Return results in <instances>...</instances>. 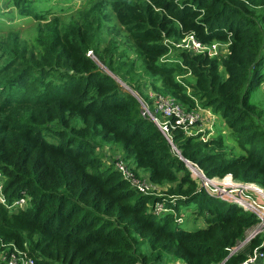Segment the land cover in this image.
I'll return each instance as SVG.
<instances>
[{"label": "trees", "instance_id": "16d2710c", "mask_svg": "<svg viewBox=\"0 0 264 264\" xmlns=\"http://www.w3.org/2000/svg\"><path fill=\"white\" fill-rule=\"evenodd\" d=\"M13 1L20 16L51 14L32 0ZM110 11L146 61L152 91L189 110H212L244 154L231 155L223 137L203 143L181 130L173 131V151L139 101L88 56L104 61L100 33ZM188 34L230 43L229 53L169 57L171 43ZM27 49L8 51L12 59L0 67V173L10 202L24 195L32 202L13 213L0 208V253L16 247L37 264H243L263 245L258 236L231 255L256 216L211 196L180 157L208 179L231 175L264 189V113L252 102L264 82V0H99L81 23L46 26L33 57ZM106 64L119 74L112 59ZM101 146H121L137 176L145 171L167 188L163 197L131 187ZM182 210L206 227L183 229Z\"/></svg>", "mask_w": 264, "mask_h": 264}, {"label": "rangeland", "instance_id": "374dc122", "mask_svg": "<svg viewBox=\"0 0 264 264\" xmlns=\"http://www.w3.org/2000/svg\"><path fill=\"white\" fill-rule=\"evenodd\" d=\"M36 3V7L41 10L44 9L51 14L47 15V19L43 21H36L32 18H27L19 15V10L15 7L13 0H0V67L7 65L11 59L12 54L8 51L14 50V48L21 51L24 47H27V58L33 57V46L35 45V39L40 35L41 31L48 25H51L53 21L59 19L61 27L75 22L81 23L89 10L93 7L99 0H32ZM108 21L103 25V30L100 33V51L104 52L103 59L101 61L97 56L91 54L94 61L97 62L101 71L111 74L116 82L118 83L120 89L126 93H133L138 97L146 99V96L150 92L151 80L145 74L146 61L141 58L140 52L135 47L127 30L122 27L113 12H109ZM175 51L169 54L170 56H175ZM112 59L115 68L120 69L118 75L111 73L106 67V63ZM22 68L17 66L14 70L18 73ZM186 80L194 81L193 77L188 74L183 77ZM190 93V92H189ZM252 102L257 105L260 111L264 113V83L254 91L252 95ZM181 104V103H180ZM184 106V105H183ZM188 109L186 106H184ZM209 110L213 116H216L215 124L213 126L214 135L210 138L223 137L226 142L227 151L233 155H241L245 152L234 140V131L222 120L219 116L215 115L212 110ZM175 152V151H174ZM99 154L103 155L106 164L115 163L117 159L123 157V148L101 146L98 150ZM176 153V152H175ZM131 168L134 167L133 162L125 161ZM135 168V167H134ZM140 177L147 178L148 173L142 170L138 171ZM227 179L216 178L213 180L214 184H209L207 187L210 189H215L221 196L226 195V192H232V199H236V194L248 200L250 197L254 201L263 202L264 196H261L262 192L258 190L257 192H249L234 186L238 183L230 178L229 185ZM155 190V195L158 197H163L166 192L165 187H158ZM29 196V195H28ZM239 198V199H242ZM181 215L185 216V222L182 228L187 231H195L206 227L205 220L203 218H198L196 214L193 215V211L185 210L181 211ZM253 237L252 229L247 231L245 239L241 241L234 252L245 251L248 248L250 240ZM264 237V234L263 236ZM183 264V263H176Z\"/></svg>", "mask_w": 264, "mask_h": 264}, {"label": "built area", "instance_id": "2783aa9c", "mask_svg": "<svg viewBox=\"0 0 264 264\" xmlns=\"http://www.w3.org/2000/svg\"><path fill=\"white\" fill-rule=\"evenodd\" d=\"M171 44V52L177 50L186 52L191 56L205 55L210 58L227 56L230 47V43H203L195 36V34H188L179 42ZM88 56H92L91 52H89ZM136 97L141 104L143 115L151 119L159 127L171 145L173 151H175L177 154H179V151L173 143V131L181 130L187 137L199 138V140L203 143L210 141V138L212 135H214L213 126L215 124L216 116H213L212 113L207 109H203L201 107H197L193 110L186 109L182 104L172 97L158 94L151 89L146 96V99L142 98L141 96L138 97L137 95ZM180 158L183 159L182 157ZM109 164L113 165L114 169L121 173L124 180H126L131 185V187L139 190L143 194L155 195V190L158 191L157 188L160 186L151 183L148 177L145 179L137 176L133 169L123 160V157L117 159L115 163ZM187 167L190 170L194 180H196L202 188L206 189L211 196L229 203L237 204L242 207L245 212H250L256 216L258 223L253 228H251L253 231V237L250 242L258 236H263L264 201H254L250 197H247V200L237 194L236 197L238 198L232 199V192H226V195L221 196L218 194L217 190L207 187L209 184H214L213 180L216 178L208 179L200 167L195 163L190 162ZM226 178L233 179L231 175H228L223 179ZM6 181V177L0 173V208L4 207L11 213L29 208L31 206L32 198L28 195H24L13 202L9 201L8 195L5 193ZM225 185L228 184L225 183ZM236 187L249 192L255 191L258 194H260L258 192V190H260L262 192L260 195L264 196V189L256 184L243 183L234 186V188ZM156 207L159 213L168 212V210H165L161 204H157ZM178 222L182 223L183 218L178 219ZM262 247H264V243L259 249L254 250L253 254L250 255L243 264H257L259 261L263 260L264 253L261 251ZM230 252L231 255L235 253L234 250H230ZM0 262V264H37V262L26 252H22L16 247H13V252L11 254L1 252Z\"/></svg>", "mask_w": 264, "mask_h": 264}, {"label": "water", "instance_id": "95a60500", "mask_svg": "<svg viewBox=\"0 0 264 264\" xmlns=\"http://www.w3.org/2000/svg\"><path fill=\"white\" fill-rule=\"evenodd\" d=\"M110 76H112L111 74H109ZM113 77V76H112ZM114 78V77H113ZM115 79V78H114ZM136 99H138L137 97H136V95L135 94H133V93H131ZM181 159V158H180ZM181 160H183V159H181ZM187 165H189L190 164V161H188V160H183Z\"/></svg>", "mask_w": 264, "mask_h": 264}]
</instances>
